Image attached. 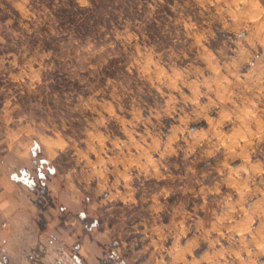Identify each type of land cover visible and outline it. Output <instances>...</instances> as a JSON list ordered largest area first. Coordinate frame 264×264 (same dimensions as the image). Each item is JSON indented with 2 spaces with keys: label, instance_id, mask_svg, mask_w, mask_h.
<instances>
[{
  "label": "rangeland",
  "instance_id": "374dc122",
  "mask_svg": "<svg viewBox=\"0 0 264 264\" xmlns=\"http://www.w3.org/2000/svg\"><path fill=\"white\" fill-rule=\"evenodd\" d=\"M22 135L118 264H264V0H0V158Z\"/></svg>",
  "mask_w": 264,
  "mask_h": 264
},
{
  "label": "crops",
  "instance_id": "0c3cea01",
  "mask_svg": "<svg viewBox=\"0 0 264 264\" xmlns=\"http://www.w3.org/2000/svg\"><path fill=\"white\" fill-rule=\"evenodd\" d=\"M6 145L0 158V219L8 220V228L0 232V249L6 253L0 264H118L122 242L115 246L100 242L93 236L94 226L77 227L75 238L68 234L66 223L76 218L81 224L83 219L60 214L54 201L61 195L55 185L49 186L54 192L51 203L39 204L37 189L28 185L34 141L22 135L14 141L8 138ZM78 197L73 198L74 208ZM109 230L104 227L97 234L107 236Z\"/></svg>",
  "mask_w": 264,
  "mask_h": 264
},
{
  "label": "built area",
  "instance_id": "2783aa9c",
  "mask_svg": "<svg viewBox=\"0 0 264 264\" xmlns=\"http://www.w3.org/2000/svg\"><path fill=\"white\" fill-rule=\"evenodd\" d=\"M7 228H8V220L7 219L0 220V232ZM69 228L71 229L72 227ZM72 234H74V232H72Z\"/></svg>",
  "mask_w": 264,
  "mask_h": 264
},
{
  "label": "bare ground",
  "instance_id": "6f19581e",
  "mask_svg": "<svg viewBox=\"0 0 264 264\" xmlns=\"http://www.w3.org/2000/svg\"><path fill=\"white\" fill-rule=\"evenodd\" d=\"M241 235V234H240ZM259 247V246H258Z\"/></svg>",
  "mask_w": 264,
  "mask_h": 264
},
{
  "label": "trees",
  "instance_id": "16d2710c",
  "mask_svg": "<svg viewBox=\"0 0 264 264\" xmlns=\"http://www.w3.org/2000/svg\"><path fill=\"white\" fill-rule=\"evenodd\" d=\"M35 153V152H34Z\"/></svg>",
  "mask_w": 264,
  "mask_h": 264
}]
</instances>
